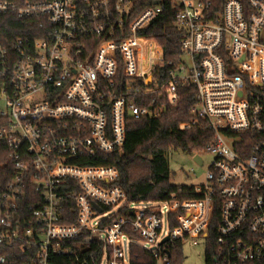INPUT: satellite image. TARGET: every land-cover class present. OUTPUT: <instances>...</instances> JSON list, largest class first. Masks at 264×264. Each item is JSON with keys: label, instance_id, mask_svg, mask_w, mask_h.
I'll return each mask as SVG.
<instances>
[{"label": "built area", "instance_id": "1", "mask_svg": "<svg viewBox=\"0 0 264 264\" xmlns=\"http://www.w3.org/2000/svg\"><path fill=\"white\" fill-rule=\"evenodd\" d=\"M215 4L0 0V18L25 30L0 39V141L15 169L0 194V245L29 249L23 264H131L133 245L170 264L177 243H209L214 223V264H264V0ZM165 10L180 35L168 61L139 32ZM185 88L194 118L179 127L204 121L214 134L199 197L130 201L103 162L123 150L130 117H160ZM89 243L99 254L73 247Z\"/></svg>", "mask_w": 264, "mask_h": 264}, {"label": "trees", "instance_id": "2", "mask_svg": "<svg viewBox=\"0 0 264 264\" xmlns=\"http://www.w3.org/2000/svg\"><path fill=\"white\" fill-rule=\"evenodd\" d=\"M214 1L216 8H220L225 0ZM22 24H24L23 20L13 15L1 17L0 39L24 34ZM139 32L157 40L164 50L166 61L176 59L179 55L180 35L173 25V13L169 10H165L149 27ZM167 69L164 65L154 70L155 76L162 74L158 78L159 81H166ZM179 93V98L175 103L166 102V110L158 118L130 117L127 122V137L123 150L110 153L108 160L103 162L118 169L117 184L125 189L130 201L167 200L171 194H175L180 200L199 197L195 192V185H177L170 182V168L166 153L172 149H181L189 154H201L207 144L213 140L214 134L204 121H199L189 129L179 127L180 123L194 118L190 108L195 102L191 88L181 89ZM8 153L7 144L0 141V194L15 174L13 162L8 160ZM71 207L73 205H70ZM215 216L216 218L218 216L217 210ZM105 222L111 221L108 219ZM128 231L136 236L130 229ZM210 235L211 243L209 242L210 246L206 252V262L214 264L215 246L213 242L216 237V223L212 224ZM86 246H91L90 249L98 254L99 249L101 250L97 243L81 244V246L76 244L73 247L79 253L80 249ZM29 253V249L23 250L19 245H0V256L6 258L4 264H23L28 260ZM182 261L183 252L179 242L171 251L170 264H182ZM53 264L80 263L73 255H60L53 258ZM131 264H156V260L147 250L139 245H133Z\"/></svg>", "mask_w": 264, "mask_h": 264}, {"label": "rangeland", "instance_id": "3", "mask_svg": "<svg viewBox=\"0 0 264 264\" xmlns=\"http://www.w3.org/2000/svg\"><path fill=\"white\" fill-rule=\"evenodd\" d=\"M203 164L194 160V155L186 153L181 149H172L166 153V158L170 168V182L177 185H201L205 183L206 174L215 155L209 151L201 153ZM142 203L135 206L141 207ZM113 211H111L112 213ZM181 243L183 252L182 264H207L206 252L210 244L207 241L200 240L194 244L191 239L183 240ZM129 244L124 242V250L127 254Z\"/></svg>", "mask_w": 264, "mask_h": 264}, {"label": "water", "instance_id": "4", "mask_svg": "<svg viewBox=\"0 0 264 264\" xmlns=\"http://www.w3.org/2000/svg\"><path fill=\"white\" fill-rule=\"evenodd\" d=\"M194 160H195L196 162H198L199 164H202V158L200 157V155H195V156H194ZM98 209L101 211L100 208H98Z\"/></svg>", "mask_w": 264, "mask_h": 264}]
</instances>
